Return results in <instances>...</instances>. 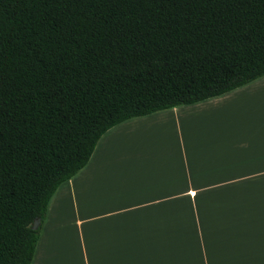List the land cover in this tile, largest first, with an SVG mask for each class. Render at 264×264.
Masks as SVG:
<instances>
[{
    "label": "trees",
    "instance_id": "16d2710c",
    "mask_svg": "<svg viewBox=\"0 0 264 264\" xmlns=\"http://www.w3.org/2000/svg\"><path fill=\"white\" fill-rule=\"evenodd\" d=\"M262 76L264 0H0V264L107 130Z\"/></svg>",
    "mask_w": 264,
    "mask_h": 264
},
{
    "label": "crops",
    "instance_id": "0c3cea01",
    "mask_svg": "<svg viewBox=\"0 0 264 264\" xmlns=\"http://www.w3.org/2000/svg\"><path fill=\"white\" fill-rule=\"evenodd\" d=\"M69 234L77 264H264V76L107 130L48 201L31 263Z\"/></svg>",
    "mask_w": 264,
    "mask_h": 264
},
{
    "label": "rangeland",
    "instance_id": "374dc122",
    "mask_svg": "<svg viewBox=\"0 0 264 264\" xmlns=\"http://www.w3.org/2000/svg\"><path fill=\"white\" fill-rule=\"evenodd\" d=\"M56 221V220H53ZM55 227H50L51 231H55L57 229L56 225H52ZM58 233V232H57ZM57 235V234H56ZM60 235V232H59ZM70 236L65 238V248L61 249L60 248V241H56V239L59 236H52L53 246H50L51 249L48 250V257L45 258L46 251L44 252L43 255V260L39 261L37 264H59V260H67L68 262L70 261L71 264H77L78 256H77V249H76V243L74 239V234H69ZM38 237H40V231L38 232ZM57 247V248H56ZM52 255V256H51ZM32 264V263H31Z\"/></svg>",
    "mask_w": 264,
    "mask_h": 264
},
{
    "label": "water",
    "instance_id": "95a60500",
    "mask_svg": "<svg viewBox=\"0 0 264 264\" xmlns=\"http://www.w3.org/2000/svg\"><path fill=\"white\" fill-rule=\"evenodd\" d=\"M39 223H40V220L39 219H35L33 221L32 225H31V229L35 230L38 227Z\"/></svg>",
    "mask_w": 264,
    "mask_h": 264
}]
</instances>
